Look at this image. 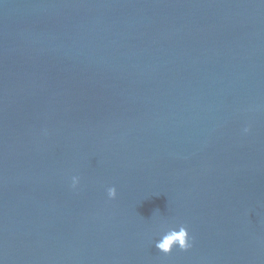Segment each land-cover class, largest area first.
Returning a JSON list of instances; mask_svg holds the SVG:
<instances>
[{
	"label": "water",
	"instance_id": "obj_1",
	"mask_svg": "<svg viewBox=\"0 0 264 264\" xmlns=\"http://www.w3.org/2000/svg\"><path fill=\"white\" fill-rule=\"evenodd\" d=\"M0 264H264V0H0Z\"/></svg>",
	"mask_w": 264,
	"mask_h": 264
},
{
	"label": "clouds",
	"instance_id": "obj_2",
	"mask_svg": "<svg viewBox=\"0 0 264 264\" xmlns=\"http://www.w3.org/2000/svg\"><path fill=\"white\" fill-rule=\"evenodd\" d=\"M249 129L246 127L244 132L247 133ZM79 176H73L71 178V186L76 188L79 184ZM117 190L114 186L107 188V195L109 198H115ZM155 247L164 252H170L173 247H178L181 250H187L192 247V238L189 235L188 228L184 225H179L177 228H169L165 231L161 238L155 242Z\"/></svg>",
	"mask_w": 264,
	"mask_h": 264
}]
</instances>
